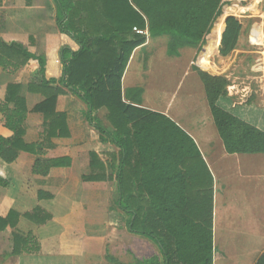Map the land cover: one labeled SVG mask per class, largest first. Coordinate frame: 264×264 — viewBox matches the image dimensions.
I'll list each match as a JSON object with an SVG mask.
<instances>
[{
	"label": "trees",
	"instance_id": "1",
	"mask_svg": "<svg viewBox=\"0 0 264 264\" xmlns=\"http://www.w3.org/2000/svg\"><path fill=\"white\" fill-rule=\"evenodd\" d=\"M240 1L243 0H52L59 33L74 41L79 50H61L62 74L57 84L45 80L42 56L29 53L18 42L0 39L2 73L14 75L29 60L38 62L40 81L28 83L25 90L42 97L32 112L43 117L40 140L24 142L28 110L23 89L17 83L7 85L5 99L0 100V115L11 136H0V161L12 164L19 152L28 153L35 157L31 172L41 176L48 175L52 168L70 165L67 157H44V149L52 147V138L69 137L65 114L56 112L57 98L67 91L84 104L85 119L97 131L99 140L118 149L107 168L91 152V174L82 180L115 182L113 204L126 215L128 231L155 243L163 264H212L211 191L186 178V161L199 158L195 143L165 115L126 104L121 79L133 51L144 45L147 35L154 41L163 39L165 61L182 59L189 50L198 52L205 43L199 58L202 67L209 54L208 45L217 44L218 55L226 57L235 49L242 25L233 16L226 18L224 28L220 20L215 22L223 6ZM143 50L144 53L146 48ZM192 68L203 86L204 99L225 152L264 154V131L221 105V100L227 99V78ZM141 91L131 89L125 98L132 100ZM100 110L105 111L109 128L95 116ZM8 185L0 178L1 188ZM190 190L194 191L192 196ZM40 212L37 209L24 217L40 224L49 218L47 215L39 220ZM17 219L13 211L0 217V232L7 226L14 227ZM11 241V255L40 251L30 233H12ZM135 264L159 262L151 257Z\"/></svg>",
	"mask_w": 264,
	"mask_h": 264
},
{
	"label": "crops",
	"instance_id": "2",
	"mask_svg": "<svg viewBox=\"0 0 264 264\" xmlns=\"http://www.w3.org/2000/svg\"><path fill=\"white\" fill-rule=\"evenodd\" d=\"M25 1H27V4L25 3L26 8L29 9L27 10L25 23L29 29L33 30L34 27H30V23L42 24L43 21H40L43 20L45 13L47 14L49 7L54 3L52 0ZM48 16L50 17V15ZM52 17L53 25L56 27V31L52 35L54 37L51 38L46 33L41 36L43 42L50 39L51 41L55 40L58 48L57 53L52 57L49 55H54V52L51 51L52 47L45 44L47 51L43 54L44 78L46 81L57 80L58 84L62 74L61 50L67 48L71 52H77L79 46L66 35L59 33L56 26V9L55 16ZM28 39L33 40V37L28 36ZM148 42L147 35L144 45L136 48L128 61L121 79L123 101L137 108L165 115L194 141L199 158L186 161V178L189 183L198 182L202 187L205 186L207 190L211 191L212 264H264V154H227L225 152L222 141L212 123L204 99L203 86L197 73L193 70L188 72L187 68L181 76L182 80H185V78L191 80L192 86L185 87L187 93L184 92L182 95L181 93L177 95L169 94L171 98L172 95L177 96L175 99L178 101L175 100L174 102L176 104L180 105L183 103V99L187 100L184 103L190 109L188 114L182 116L174 113L166 114L156 110L157 106L156 108L151 107L150 101H147L150 93H154L157 104L159 101L165 103V101H161L163 98L160 95L167 93L155 90L161 83L163 70L167 64L158 60L147 61V66L146 64L143 65L145 70L141 71L140 75L139 54ZM207 48L209 54L203 61L204 69L209 68L212 58L210 45ZM144 60L146 58L142 59L143 63ZM161 63H164V65ZM55 71L57 75H54ZM145 77H147L146 81L143 80ZM141 80L145 84H139ZM158 81L160 83H157ZM11 83L8 82L7 85ZM129 83L132 84L129 85ZM134 88L141 89V93L133 98L131 97L132 100L126 99V92ZM67 93L72 98L74 97L66 92L57 98V103L60 98L66 97ZM74 99L78 100L75 97ZM79 103L83 104L81 101ZM59 112L65 114L69 137L52 138L50 141L52 147L44 149V157L51 159L67 157L70 159V165L68 167L52 168L46 176L34 175L31 172L34 178L39 179L42 186L38 187L34 200L29 202L30 207H32L30 209L24 207L26 195L23 196V194L27 190L22 189V184L19 181L11 179V184L6 188L0 187V217L5 218L10 211L18 215L15 226H7L5 231L0 232V236H6L8 239L10 237L9 240H11L12 233L16 232L23 236L30 233L38 241L40 251L38 254L31 255H11L12 241L11 244L7 242V247L0 246L1 256L4 251H7V255L3 257L0 264H135L139 260L151 257H156L159 264H163L160 249L155 243L128 231L126 227L127 217L115 207L113 198L107 197V202L104 205L102 204L104 206L101 208H104V211H102L104 220L98 222V224H89L90 222L86 219L91 220L88 217L90 209L83 204L84 201L82 200L85 196L82 195L79 198L71 194L64 186V181H60V176L57 175L59 180L54 177V173L61 174V172L70 170L73 166L72 159L68 154L47 156L48 151L61 152L59 149L60 144H63L61 141L70 140L72 137L67 114ZM100 113L105 118V111L100 110L95 113V116L101 122ZM244 113H246L244 117H238L264 131L263 113L257 114L256 110H244ZM102 125L109 128L108 122L105 125L102 123ZM2 129L0 136L5 138L11 136V132L5 129L3 124ZM26 135L27 130L25 129L23 140L27 144L32 143L26 141ZM54 140L55 142H53ZM106 144L111 152L115 151L116 147L113 144L109 142ZM22 154L32 156L25 152H19L17 158ZM8 165L10 164L0 161V171H2L0 172L2 173L0 178L9 182L5 175L6 172L10 171ZM105 166L107 168V165ZM31 169L32 166L30 171ZM107 182L113 181L85 183H91L94 186ZM199 190L202 191L203 188ZM189 194L192 196L194 191L190 190ZM97 195H91L89 199L95 196L99 201L101 196ZM111 200L112 202L109 203ZM37 209L41 211L40 216H42L39 220L42 221L44 216H49L45 222L40 224L24 217L25 214L33 215ZM188 215L192 218L190 212H188ZM23 227H26V232L22 234L18 232V229Z\"/></svg>",
	"mask_w": 264,
	"mask_h": 264
},
{
	"label": "rangeland",
	"instance_id": "3",
	"mask_svg": "<svg viewBox=\"0 0 264 264\" xmlns=\"http://www.w3.org/2000/svg\"><path fill=\"white\" fill-rule=\"evenodd\" d=\"M25 3L27 4L25 0H0V39L7 42L16 41L25 47L29 53L42 57L47 51L46 44L52 47L51 51L54 52V55H49L52 57L55 56L58 48L55 40H52V42L50 39L49 41L43 42L41 36L43 33H46L49 37H54L52 35L56 31V27L53 25V17L51 18V16H55L54 5L52 4L49 7L47 14L45 13V17L40 21H43L42 24H36L35 22L34 24L30 23V27H34L32 30L29 29L25 23L27 10H29L26 8ZM48 15H50V17ZM229 16L235 17L242 25L239 40L235 49L226 57L218 55L216 50L217 44L210 45L212 58L208 69H204L199 62L200 55L207 45L206 43L198 52L194 49L189 50L190 52H187L183 59L168 62L164 60L166 56L164 54L165 44L162 42L163 39L156 41L149 39L145 47L147 51L145 50V52L142 53L144 51L142 50L141 54H139V59L141 61H139L140 75L142 73L141 71L145 70L143 65L146 64L147 66V63L150 61L158 60L167 64L163 70L161 83L159 81L157 82L160 84L155 90L161 92L165 91L164 93H167L160 95V97L163 98L161 101L163 100L165 103H160L159 101L157 104L154 93H148L149 98L147 101H150L151 107L156 108L157 106L158 108H156V110L166 114L174 113L181 116L183 114H188L190 109H188V106L184 103L187 100L183 99V103L179 105L174 103L175 100L178 101L175 99L177 96L172 95L171 98L169 94L177 95L181 93L182 95V93L186 92V86H192L190 78L182 80L181 76L187 68L188 72H191L193 70L191 67L195 66L202 72L227 78L229 83L226 89L227 99L221 100V105L230 110L232 114L244 117V115H246L244 110H256L257 114L263 113L264 115V0H250V3L249 0H243L231 5H225L222 7L221 15L216 20L215 24L220 20L221 25L224 27V22ZM28 36H32L33 40H29ZM144 58H146V60H144L143 63L142 59ZM164 63L161 64L164 65ZM54 75H57L56 71ZM56 77L55 79H57ZM40 78L36 60H29V62L14 75H7L0 71L1 101L5 99L6 85L8 82L17 83L22 86L23 90L21 94L25 98L26 108L28 110L25 124V129L27 130L26 141L32 143L38 142L43 132L42 115L32 112L33 106L39 103L42 97L36 94H29L25 90V87L28 83L39 82ZM146 78L147 77L143 80L146 81ZM130 80L132 81L133 79ZM131 84L129 83V85ZM139 84H145V82L141 80ZM53 85L57 86L56 83ZM66 95V97L60 98L58 103L56 102V112L61 111L67 114L72 137L70 140L61 141L63 143L60 144L61 146L59 147L61 152L48 151L47 156L68 154V156L71 157L73 163L72 168L61 172V174L54 173L53 175L57 180L60 179V181H64V186H66L68 192L70 191L71 194L79 198L82 197V195L85 196L82 198L84 201V203H82L89 207L90 211L88 212V217L91 219L90 221L88 218L86 220L90 222L89 224H98V222L104 220V214L102 212L104 208H101L104 207L103 205L107 202V197H114L116 188L114 181L93 186L91 183H85L82 180L83 176L91 174V170L88 168V154L94 152L98 155L102 163L108 166L111 155L117 152L116 148L115 151L111 152V149H109L106 144L108 142L102 143L99 140L97 131H95L84 118L85 107L83 104L75 100L74 97L72 98L69 96L68 93ZM249 99L251 102L247 104ZM99 115L101 122L104 125L107 124L103 114L100 113ZM1 131H3V129L0 115V132ZM53 142H55V140ZM57 144L59 145V143ZM34 160L35 157L22 154L12 164L8 165L10 166V171L5 174L9 180V184H11V179L17 180L22 184V189L25 188V190H27L25 194H23V196L26 195V203L24 204L25 209L32 208L29 202L34 200L38 187L40 188L42 186L39 179L34 178L30 171ZM106 171L109 173L108 169ZM57 175L60 176L59 179ZM94 194L101 196L99 201H97L95 196L89 199L91 195ZM111 202L112 200L109 203ZM92 209L93 211H91ZM25 229L26 227L18 229V232L23 234L26 232ZM9 239L6 238V236H0V246L4 245L7 247V242L11 244V240ZM6 252L7 251H4L2 256L0 254V262L3 261V257L7 255Z\"/></svg>",
	"mask_w": 264,
	"mask_h": 264
},
{
	"label": "built area",
	"instance_id": "4",
	"mask_svg": "<svg viewBox=\"0 0 264 264\" xmlns=\"http://www.w3.org/2000/svg\"><path fill=\"white\" fill-rule=\"evenodd\" d=\"M134 30H135L136 33L144 34V32H142V31H138V30H136V29H134Z\"/></svg>",
	"mask_w": 264,
	"mask_h": 264
},
{
	"label": "bare ground",
	"instance_id": "5",
	"mask_svg": "<svg viewBox=\"0 0 264 264\" xmlns=\"http://www.w3.org/2000/svg\"><path fill=\"white\" fill-rule=\"evenodd\" d=\"M249 3H250V0H249ZM251 5V4H250ZM250 10V9H249ZM252 11V10H251ZM255 14V13H254Z\"/></svg>",
	"mask_w": 264,
	"mask_h": 264
}]
</instances>
